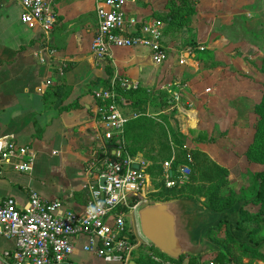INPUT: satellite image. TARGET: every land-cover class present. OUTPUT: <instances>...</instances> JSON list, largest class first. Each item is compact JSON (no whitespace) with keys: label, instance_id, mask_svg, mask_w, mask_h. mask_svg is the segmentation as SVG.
Instances as JSON below:
<instances>
[{"label":"rangeland","instance_id":"obj_1","mask_svg":"<svg viewBox=\"0 0 264 264\" xmlns=\"http://www.w3.org/2000/svg\"><path fill=\"white\" fill-rule=\"evenodd\" d=\"M159 3L166 9L157 20L166 26L163 41L168 49V61L159 66L158 76L150 63L142 67L145 70L135 69L139 71L135 76L128 73L139 87L133 92H120L131 105H127L130 117H134L123 131L124 155L142 163L148 176L145 193L128 202L126 224L141 239L137 227L141 208L185 199L182 205L186 210L190 206L188 200L214 214L235 207L243 226L251 228L253 237L260 240L264 236V0H160ZM145 9L152 10L150 5ZM150 13L155 14L153 10ZM213 19H219L220 27L213 26ZM185 46L192 51L202 47L204 54L198 64L199 71L189 73L182 67L184 77L189 75L193 79L196 75L197 78L192 82L191 98L201 100V95L196 94L207 95L205 86H214L217 81L224 92L235 82H239L238 88L246 90L243 97L227 93L229 97L234 95V99L218 107V114L209 111L207 100L201 101L195 108L196 127L186 122V115L178 112L175 101L176 90L177 95L181 96L182 92L176 88V78L181 68L179 54ZM242 67L244 70H239ZM109 68L108 78L112 79L114 68ZM214 68L218 71H210ZM122 69H116V80L124 76ZM146 71L151 72L148 79ZM211 75L215 81L203 83ZM241 110L245 113L238 114ZM239 127L244 128L245 135L232 131L227 136L232 128ZM166 160L190 165L192 174L184 186L170 191L162 188L161 176L157 174ZM54 173L60 183L77 172L55 168ZM219 230L213 240H220L217 236L224 234ZM224 244L220 248L213 243L202 247V254H185L182 258L185 263L191 258L190 262L194 263L214 259L220 264L223 263L220 254L230 263L241 258L242 249L228 240Z\"/></svg>","mask_w":264,"mask_h":264},{"label":"crops","instance_id":"obj_2","mask_svg":"<svg viewBox=\"0 0 264 264\" xmlns=\"http://www.w3.org/2000/svg\"><path fill=\"white\" fill-rule=\"evenodd\" d=\"M159 2L160 0H137L127 6L126 13L138 20H157L166 10ZM148 5L155 14L150 13L152 10L145 9ZM54 11L58 22L45 44L39 25L22 21L19 4L14 0H0V137L6 136L18 144L29 145L34 153L31 170L27 173L14 170L7 164H0V200L10 196L19 205H24L28 196L37 192L47 200L59 201L68 209L80 211L89 198L88 183L94 182L86 174V163L99 144L102 110L94 92L107 84V65L114 68V76L118 75L116 69L123 67L124 76L120 78L135 83L138 88L137 80L131 79L128 73L135 76L139 72L135 69L145 70L142 67L150 63L158 76L161 72L159 66L168 61V53L162 64L155 65L145 48H117L113 51L112 61L98 62L91 53V40L96 24L93 0H61L55 5ZM215 20L213 19V26ZM163 39L164 36L162 42L166 47ZM185 47L179 58L181 55L185 56L186 62H178L181 68L177 70L176 78V88L182 92L175 101L178 112L186 115V122L196 127L198 117L195 114L198 111L195 108L201 105V101L207 100L208 105L210 104L209 111H216L218 114V107L231 103L234 95L243 97L246 90L241 86L238 88L239 82H235V85L227 86L228 91L224 92L221 83L217 81L218 84L214 86H205L207 95L196 94L201 95V100L191 98L189 93H193L191 89H194L192 82L197 78L196 75L193 79L189 75L184 77L182 67L189 73L197 72L202 59L196 58V52L200 49L192 51L189 46ZM239 70H244V67ZM210 71L217 72L218 69ZM146 73L145 78L148 79L151 72ZM209 77L204 78L203 83L210 79L215 81L214 75ZM176 93L179 94L177 90ZM227 93L234 95L229 97ZM121 99L123 103L124 100L122 97ZM122 106L129 109L128 106ZM241 113L245 111L241 110L238 114ZM127 114L131 116L130 112ZM232 131L246 134L244 128L239 127L232 128L227 136H231ZM55 168L64 171L74 169L77 173L72 178H63L59 183L55 180ZM224 211L229 214L228 210ZM196 224L193 223L190 229L194 230ZM217 230L225 231L223 221L218 226H211L207 237L211 242L221 245L225 241L224 234L222 237L217 236L221 243L212 239ZM245 230L249 231L251 228ZM134 234L136 236V232ZM136 239L137 243H143L149 248V256L153 253L161 259L169 258L158 253L144 238L138 239L136 236ZM255 240L259 247L254 251L239 252L241 258H236V264H264V236ZM87 243L85 236L74 240L71 258L74 264H110L92 252L85 251ZM13 248L14 241L0 235V264H7L4 252H10ZM150 259L152 261L149 262L140 258L135 249L129 264L157 263ZM182 262L184 264L185 259Z\"/></svg>","mask_w":264,"mask_h":264},{"label":"built area","instance_id":"obj_3","mask_svg":"<svg viewBox=\"0 0 264 264\" xmlns=\"http://www.w3.org/2000/svg\"><path fill=\"white\" fill-rule=\"evenodd\" d=\"M21 7V19L36 23L41 30L43 43L47 44L58 22L54 7L61 0H14ZM137 0H93L96 24L91 40V53L98 62L113 60L117 48H145L155 65L167 58L162 42L163 26L158 20L144 21L128 16L126 8ZM202 50L203 48L199 47ZM179 64L186 62L181 55ZM115 75L106 86L96 90L94 97L101 104L98 145L86 163V174L96 184L88 183L89 198L80 211L66 208L59 201L47 200L32 192L24 205L13 197L0 200V235L14 241L12 251L4 252L7 264H74V240L85 236V251L110 264H129L137 243L131 241L126 231V212L131 198L145 193L148 176L142 163L121 158L100 159L118 139L123 125L130 115L121 105L120 92L136 89L135 83L126 79L116 80ZM176 99L178 98L175 93ZM34 159L29 145L18 144L6 136L0 137V164L14 170L29 172ZM113 159V161H111ZM138 163V168L133 164ZM172 161L162 163V179L166 188L181 187L188 181L190 168L179 164L171 169ZM103 177V184L98 180ZM135 207V206H134ZM157 264H172L169 258L161 259L151 253ZM197 264H218L205 259Z\"/></svg>","mask_w":264,"mask_h":264},{"label":"water","instance_id":"obj_4","mask_svg":"<svg viewBox=\"0 0 264 264\" xmlns=\"http://www.w3.org/2000/svg\"><path fill=\"white\" fill-rule=\"evenodd\" d=\"M214 26L219 27V20L214 21ZM112 154H115V151H112ZM133 167L138 168V164L134 163ZM103 181L101 177L98 183L102 185ZM183 201L187 200L146 205L137 214L138 231L144 240L158 253L174 260L185 254H202V247L214 243L207 237L208 229L220 223L227 214L226 211L218 214L210 213L207 209L196 207L191 200H188L190 206L186 210L182 205ZM193 223L197 224L194 225V230H191Z\"/></svg>","mask_w":264,"mask_h":264},{"label":"trees","instance_id":"obj_5","mask_svg":"<svg viewBox=\"0 0 264 264\" xmlns=\"http://www.w3.org/2000/svg\"><path fill=\"white\" fill-rule=\"evenodd\" d=\"M203 55L204 54H203L202 50H198L196 52V58L202 59V58H204ZM106 72H107L108 75L111 72L109 67L106 68ZM109 80H110L109 78H108V80H106L107 84H108ZM131 91L133 92L134 90L127 89V90L122 91V93H127V92H131ZM97 102H99V101H97ZM121 105L127 106V103L124 101L123 103H121ZM128 106H131V105L128 103ZM124 111L125 112H130V109L126 108V109H124ZM135 116H137V115H135ZM132 118H134V117H132ZM132 118L129 117L127 122L123 125L118 139H112V141H111L112 145L108 147L107 153L106 154H103V153L99 154V158L100 159H106V157L116 158L117 157L116 154H112L113 149L120 151V155L119 156L121 158H125L126 157L124 155V146H123L122 135H123V131H124L125 127L130 123L129 121ZM131 121H133V120H131ZM162 163L159 166V170H158V174H157L158 176H161L162 188L164 190H167V191L173 190L176 187L166 188L165 185H164V182H163V179H162V170H163L162 169ZM179 164H184V163H179V162H175L174 163V162H172L171 169L174 170ZM188 166L190 168V174L188 176V180H189L190 176L192 174V170H191L190 165H188ZM144 171L146 172V169H144ZM227 210H228L229 214L228 213L225 214L223 216V220H222L223 224L225 225V231H224L225 238H223V239L230 241L232 244H234L236 246L238 245V248L242 249V251H254V250H256V248L259 247V243L256 242L255 237H253V234H254L253 231L250 232V230L249 231L245 230V228H248V227H245V225L243 226L244 223H242L241 219L239 218L240 216H239V213H238V209H235V207H230ZM219 228H221V227H217V229H219ZM126 231H127L128 235H129L131 241L134 242V243H137V239H136V236H135L133 230L130 229L127 226V224H126ZM217 242L221 243V241L218 240V239H217ZM223 244H224V242H223ZM136 250L138 251L140 258H143V259H145V260L150 262L151 259H150V256L147 253L149 248L146 247L145 244L137 243ZM220 255L221 256L219 258H220L221 262L231 264L229 262V260H226V258H227L226 256H224L223 254H220ZM182 257L183 256H181L179 260H173V259L171 260L170 259V261H172V262L175 261L174 263H176V264H182L181 262L184 260ZM190 259L191 258L187 259L188 261L186 262V264H197V262L196 263L190 262L191 261ZM155 264H157V263H155ZM233 264H236V261L235 262L233 261Z\"/></svg>","mask_w":264,"mask_h":264}]
</instances>
